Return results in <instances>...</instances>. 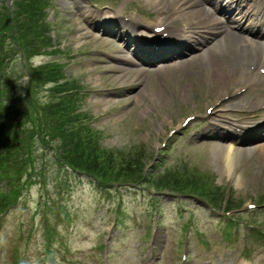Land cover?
I'll return each instance as SVG.
<instances>
[{
    "label": "rangeland",
    "instance_id": "rangeland-1",
    "mask_svg": "<svg viewBox=\"0 0 264 264\" xmlns=\"http://www.w3.org/2000/svg\"><path fill=\"white\" fill-rule=\"evenodd\" d=\"M127 1L123 0L121 4H115L111 0H105L104 7H93V10L95 13L101 15H108L114 12L120 14L121 11L126 12L128 10L129 13L135 14L136 16L139 15L136 10L142 12V9H146L149 14L150 12L156 11V7L151 3L146 5L145 0ZM0 2L8 5L10 12L15 9L16 0H0ZM178 2L179 0H174L177 7ZM163 3H158V5L162 7L164 6ZM50 5L48 22L54 23L52 27L55 30L52 31L51 35H53L55 41L58 40L62 43V47L68 48L72 54L76 55L74 62L71 61L72 66L66 70V75L78 74L77 76L81 77L77 81V84L82 89V92L76 95L75 99L82 103V109L78 112L87 113L88 115H85V117L87 116L89 119L87 121L89 125H86L85 123H80L79 120L75 121L71 116L66 114L70 125L68 126V134L61 132V137L64 141L63 144L66 145L64 147L60 143L61 149L68 151V155L71 158L81 157L77 162L84 161L86 155H83L84 151L82 149L88 150L87 146H85L84 139L88 138L89 141L87 144H91L92 139L88 137L89 134L93 132L91 134L92 137V135L99 132V137L95 138L100 140L104 148L110 149L111 151L122 150L131 152L135 149L138 151L139 154L135 155V159H118V165L136 162L125 171L128 175L125 180L135 182L129 174L133 171L135 174L136 172L138 173L137 169L140 163L150 161L152 155L163 149L161 148L162 145L168 141L167 147L163 151L164 155L159 160L150 161L152 166L163 165L169 168L178 166L175 169L172 168V172L186 168L188 163L193 164L194 168L198 170L201 167L202 171H206L212 175V177H209L210 181L207 187L210 189L213 186V188L219 189L218 199L222 201L225 196H228L229 202L235 200L233 209L244 208L246 204H253L256 199L263 202L261 210L256 209L243 212L244 219L237 217L227 219L225 223L221 221L217 224L218 226L221 225V231L215 233L218 235L215 236L212 231L221 216L217 212L211 213L206 209L197 211L196 204L188 199L183 200L184 210L192 214L190 220L196 226L200 227L199 230L204 233L197 235L199 240L192 233L186 239L187 243L184 244L186 230L184 228L181 229L180 226L186 223L188 219L186 220L185 214L178 213L174 210L178 207L177 204L181 202L177 198L159 199L158 208L162 213L160 215L157 214L159 216V226L157 227L154 223L155 220H153V214L156 213L155 208L148 206L142 207L140 202L141 194H137L138 198L135 200L136 197L131 195L132 191L128 190V187H133L132 185L134 184L129 183L121 187H113L123 189L121 190L122 196L114 192L110 193L108 189L98 184L99 188L90 189L94 193V196L90 197L93 207L92 211L101 220L97 228L104 230L112 224L114 218L113 213L109 216L110 226L109 223L103 222L105 220L104 216L106 217L111 211L115 212L114 205L109 204L110 200H113L112 203L114 201L124 202V211L119 212L121 213L124 228L118 231L111 245H108L107 254L103 250L92 251L90 247L85 246L83 243H89V240H81V233H79L76 236H80L81 244L84 247L71 244L70 250L76 254L71 256L66 249H62V252L55 254V257L58 260L65 261L66 264H68L69 260L71 261V263L69 262L70 264H139L140 257L136 255V252L139 247H142L141 244L146 238L144 237L145 230L150 226L151 234L157 231L158 234L163 236L160 242H158L159 245L155 247V252L161 253L162 258L160 260L165 258L163 264H181V254L184 248L188 249L191 258H193L192 260L201 258L203 261H208L209 258H218L219 260L224 258L226 261H235L232 260L233 254L230 253V248L239 255L243 246L239 245V249L233 248V246L237 240L240 241L244 237V234H248V237H250L249 240L246 239L250 242V246L244 252L249 255L248 257L256 256L255 262L264 263L263 154L252 156L250 159H247L248 155H245L236 166L233 165L234 171L232 175L223 178L219 167L213 165L215 157L212 155V151H204L201 147L196 148L192 146L193 138L198 133H201L204 127H207L203 123L204 112L206 111V107L213 104L216 98L217 100L220 99L222 94V92L220 93L221 86L214 83L210 73L206 69L189 71V75L181 77V72H187L189 70L188 68H185L188 70H184L182 65L173 66L170 70L163 68V71L150 69L149 72L142 71L141 73H134L132 69H128V74L119 73L121 71L115 72V67L125 68L110 58V55L116 57L122 56L116 45L117 43L111 41L109 36L104 37L102 40L96 37L92 39L83 37L84 30H82V27H84L85 23L83 18L76 14V6L73 0H50ZM95 36L98 35L96 34ZM1 54H3V51ZM204 58L205 53L200 52L195 58L188 60L186 64L197 66V63ZM35 59L36 64H33L34 66H38L37 64L47 60L44 57H37L33 60ZM22 65L27 67L26 63L22 62ZM25 67L21 69L25 71ZM196 80L202 84L198 91L196 90L197 88L194 89ZM208 82H210V86L207 85ZM181 83L189 87L188 90L182 92V96L186 94L187 100L182 99L180 94L178 95L177 90L185 89ZM10 87V83L9 86L2 85L3 89L7 88L9 90L8 93L14 90L13 87L10 90ZM8 93L3 92L0 99L6 100ZM260 95H264V93H260ZM16 96L17 94H15ZM201 113L202 116L199 119L193 123L191 122L187 127H183L182 130H179L182 120L188 118L190 115H199ZM171 130H174L176 133L171 135ZM87 134L88 136H86ZM76 144L80 147L78 156ZM29 153H31L30 160L26 156ZM21 155H23V161L25 159L33 161L29 167L26 164H20L18 168L21 167V171L26 172L30 168L29 173H31L32 166L37 169V185L23 190L22 201L30 207H37L41 202L46 201L47 205L53 210L52 212L50 211L51 213L48 212V220L45 222V225L54 226L56 225L57 205H59V203L54 202H58L57 200L63 196H59L58 188H62L65 191L64 186H67V190H70L71 186L76 187L75 183L68 184L67 177H69L70 181L71 177L67 174L65 168L68 170L69 167L64 162L56 159L51 151L48 149L45 150L38 144H32L31 149L26 148L24 154L21 153ZM106 159L104 167L100 168L97 166V170L110 172V170L116 169V162L111 157H106ZM43 172L46 175L45 180H43ZM69 172L71 173V171ZM238 176L242 177L239 185L235 182ZM137 177L135 175L134 179ZM23 178H25V175ZM106 178L111 179L113 177ZM77 181L79 182V178H77ZM42 184H46L44 191L45 193L48 191L50 198L44 196L41 189ZM0 185L3 188V192H5V185ZM190 185L196 191L198 188L204 189L203 186L205 184L202 185L201 183L198 184L196 181H192ZM166 187L168 189L165 190L172 191L168 183ZM76 193L74 202H78L80 200L78 199L79 197H82V200L85 199L83 194ZM146 194H143L142 199L146 203L153 201V198L146 196ZM71 197V194L68 195L70 200L66 203L67 206L71 202ZM104 197L105 201L103 199ZM88 199L89 197L86 198V200ZM220 201L216 203L217 207L222 202ZM257 203L259 204V201ZM39 207H45V205L43 204ZM116 208L118 210L122 209L120 204L116 205ZM133 208L134 210L132 211ZM6 217V213L0 215V264H15L12 253L16 247L19 248L20 256L26 257L28 254V258L40 261L42 259V252L36 250L27 252L25 250V243L31 240L30 245L34 248H41L42 251L43 244L39 234L32 236L28 231L25 234L23 231L19 233L18 229H14L12 224H6ZM241 224L243 226H250L252 229L242 231V228H239ZM65 227L70 231L68 224ZM55 236L57 238L56 234ZM70 239V233L67 232L63 236V241L70 243ZM262 248L263 251L259 253V250ZM77 249L81 251L75 252ZM257 249H259L258 253ZM235 259L238 260V256ZM51 260H53L52 257ZM235 262L237 263V261Z\"/></svg>",
    "mask_w": 264,
    "mask_h": 264
},
{
    "label": "bare ground",
    "instance_id": "bare-ground-1",
    "mask_svg": "<svg viewBox=\"0 0 264 264\" xmlns=\"http://www.w3.org/2000/svg\"><path fill=\"white\" fill-rule=\"evenodd\" d=\"M181 1L188 13L194 12L195 10L194 13L199 15L202 19L203 25L199 27L197 34L206 38L212 37L215 39L212 47L207 51V55L203 60L197 63V66H192L190 64L185 65L189 71L206 69V71L220 83L223 82L222 77L225 75V79L228 75H231V77L236 78L239 82L246 81L245 77L247 76H249L250 81L264 82V75H260L259 73L253 74L250 71V67L264 66L263 45L256 43L252 46H248L237 30L230 31L225 28L220 20L214 18L216 15L210 19L203 16V14H208L204 6L207 0H180V2ZM260 3H263V12L258 13V16H264V0H261ZM255 14L257 15V13ZM188 21L189 19H186L185 22ZM239 27L241 26L238 25V28ZM239 103L240 101L236 102L234 105L229 104L228 106L231 108L245 107L244 104L239 105ZM237 152L238 151H235L234 153ZM234 153L230 150L225 151V158L221 159V173L223 178L230 177L233 173L234 160H232V155ZM240 182L241 179L237 184L239 185Z\"/></svg>",
    "mask_w": 264,
    "mask_h": 264
},
{
    "label": "trees",
    "instance_id": "trees-1",
    "mask_svg": "<svg viewBox=\"0 0 264 264\" xmlns=\"http://www.w3.org/2000/svg\"><path fill=\"white\" fill-rule=\"evenodd\" d=\"M38 2V4L36 2H34V0H23V7H21L23 9V13H26V14H29L30 16V21L27 22L29 24H35V22L37 21L38 19V16L40 15V7H39V3L41 4L40 0H36ZM141 164V163H140ZM142 166H140L137 171L138 173L133 171L131 174H129L131 176V178L134 179V176H140L141 177V174H142ZM120 176L122 177H125L123 174L124 173H119ZM128 177V175H126ZM139 179V178H138ZM191 184V183H189ZM175 187L177 188H181L178 184L175 185ZM188 187V186H187ZM187 187H184V188H187ZM189 188L193 190V188L191 187V185H189ZM189 190V189H188ZM190 191V190H189ZM194 191V190H193Z\"/></svg>",
    "mask_w": 264,
    "mask_h": 264
}]
</instances>
